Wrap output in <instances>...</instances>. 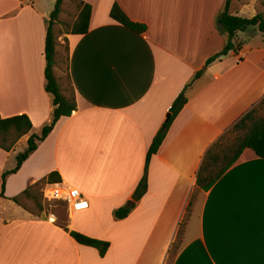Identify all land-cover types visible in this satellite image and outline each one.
Segmentation results:
<instances>
[{
	"label": "crops",
	"instance_id": "1",
	"mask_svg": "<svg viewBox=\"0 0 264 264\" xmlns=\"http://www.w3.org/2000/svg\"><path fill=\"white\" fill-rule=\"evenodd\" d=\"M56 1L0 0V115L26 114L33 124L11 151L0 148V264H264V158L247 148L211 189L197 185L208 150L264 100V32L257 27L239 31L240 50L206 67L228 40L217 29L225 0H83L92 6L88 32L58 33L60 50L69 49L76 110L7 175L3 190V174L16 167L30 135L53 118L45 47ZM115 2L147 31L114 21ZM232 13L251 17L246 8ZM55 69L64 88L60 60ZM182 92L188 102L149 162L147 192L117 219ZM52 173L88 199L87 207L67 206L63 221L46 201L34 212L12 200L40 180L49 182ZM72 231L110 247L102 256Z\"/></svg>",
	"mask_w": 264,
	"mask_h": 264
},
{
	"label": "trees",
	"instance_id": "2",
	"mask_svg": "<svg viewBox=\"0 0 264 264\" xmlns=\"http://www.w3.org/2000/svg\"><path fill=\"white\" fill-rule=\"evenodd\" d=\"M66 0H57L55 9L51 13L48 33L46 38L45 56H46V90L50 92L54 97V112L52 121L45 125L40 134H32L28 139L27 148L17 155V165L10 171L3 174V190L5 187V181L8 174L16 173L20 170L23 163L30 157V155L37 150L39 144L44 141L50 132L55 127L56 123L65 116H71L74 110H76V97L74 89L71 86L69 74L67 73L68 84L71 87L72 93L70 96L65 94L64 88L61 86L60 78L56 73V65L61 57L60 46L61 43L58 40V34L54 31V26L61 19L64 4ZM77 1V15L71 26L69 32L76 35L86 34L90 27V20L92 16V6L85 3L83 0ZM232 0H226L225 8L218 17L219 31L222 34L228 36V40L224 48L218 53L211 56L206 63V67L212 62L228 55L230 51H239L241 44H236L234 38L239 31H244L249 27H257L261 32H264V16L262 14L254 15L253 17H244L235 15L231 12ZM111 18L131 29L137 33H144L147 31L148 26L145 23L134 21L124 11L118 2H115L110 11ZM65 51L69 53L68 46L65 45ZM202 70L195 74L194 80L198 79ZM188 102V98L185 92H182L172 103L170 107V118L163 124L153 139V142L149 148L146 159L145 175L138 184L132 198L123 207L117 209L114 213L117 219H123L127 217L130 212L136 207L137 202L147 192V168L151 158L159 151L163 144L170 127L176 117L180 114L182 109ZM264 104V100L256 107L247 112L229 131L228 134H234V141L230 144H225L224 139L216 142L212 148H210L205 156L204 162L200 168L197 178L198 190H209L216 183V181L239 159L245 149H252L259 157L264 158V116L258 114L259 109ZM33 124L30 117L26 114L16 115L12 117H2L0 115V148L5 151H11L14 146L20 141V139L29 134L32 130ZM225 138V137H224ZM225 161V162H224ZM223 163V164H222ZM222 164L221 166H218ZM49 182L59 183L55 181L51 176ZM46 184V180H40L34 185L24 190L19 195L12 198L14 202L23 206L24 208L40 212L44 210L46 202H54L55 204H63L67 207V201L54 199L48 200L44 198L43 187ZM1 196H5L2 191ZM193 199L188 207V211L180 224L176 241L173 245L170 261L174 259L177 251L181 245V241L185 234V229L190 218V214L193 207ZM72 236L81 244L92 246L99 250L100 254L104 256L110 247V242L93 238L80 232L72 231Z\"/></svg>",
	"mask_w": 264,
	"mask_h": 264
},
{
	"label": "rangeland",
	"instance_id": "3",
	"mask_svg": "<svg viewBox=\"0 0 264 264\" xmlns=\"http://www.w3.org/2000/svg\"><path fill=\"white\" fill-rule=\"evenodd\" d=\"M232 2H233L232 12H235V11L239 12L240 10L246 8V13L248 16L253 17L254 15H257V14H262L264 16V0H232ZM225 3H226V0H225ZM77 4L78 3L76 0H66L65 1L63 12L61 14V19L54 26V31L57 34L65 32V31H70L71 26L77 15V10H78ZM217 29L219 30V25H217ZM252 29L254 28L249 27L246 31L249 32ZM63 49L64 48L62 46L61 57H60V68H61V74H62V78H63L64 85H65L64 86L65 94L70 96L72 93V90L67 80L66 51L65 49L64 50ZM258 114L261 116H264V104L259 109ZM233 141H234V134H228V136L224 138L225 144L233 143ZM222 164L218 166H221ZM49 204L47 202L48 210L58 212L60 214L61 220L63 221L64 210L66 207L61 203L58 206H53L52 202H50Z\"/></svg>",
	"mask_w": 264,
	"mask_h": 264
},
{
	"label": "built area",
	"instance_id": "4",
	"mask_svg": "<svg viewBox=\"0 0 264 264\" xmlns=\"http://www.w3.org/2000/svg\"><path fill=\"white\" fill-rule=\"evenodd\" d=\"M44 198L48 200L60 199L67 201V206L76 210L88 206V199L76 187L68 182H47L43 187Z\"/></svg>",
	"mask_w": 264,
	"mask_h": 264
},
{
	"label": "water",
	"instance_id": "5",
	"mask_svg": "<svg viewBox=\"0 0 264 264\" xmlns=\"http://www.w3.org/2000/svg\"><path fill=\"white\" fill-rule=\"evenodd\" d=\"M167 118H168V119L170 118V114L168 115V117H167ZM168 119H167V120H168Z\"/></svg>",
	"mask_w": 264,
	"mask_h": 264
}]
</instances>
